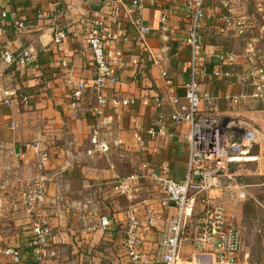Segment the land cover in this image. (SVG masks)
Listing matches in <instances>:
<instances>
[{
    "label": "crops",
    "instance_id": "crops-1",
    "mask_svg": "<svg viewBox=\"0 0 264 264\" xmlns=\"http://www.w3.org/2000/svg\"><path fill=\"white\" fill-rule=\"evenodd\" d=\"M184 4L185 0H141L139 12L133 0H0L1 169L16 170L18 161L27 156L29 162L37 159L56 167L50 173L46 199L52 236L42 259L37 261L31 246L33 225L21 228L22 221L17 218L7 227L3 212L0 264H14L6 253L9 248L19 251L23 264H164L161 241L174 208L162 206L165 195L148 174L167 166L169 176L181 180L189 168L185 139L189 124L171 118L170 103L173 96L184 100L191 75ZM3 12L5 16H1ZM139 16L150 29L144 37L134 23ZM229 20L223 1L206 0L198 65L207 73L199 76V82L201 93L212 96V101H205L201 109L214 108L228 120L237 118L264 131V97L257 96L253 87V57L249 49L237 47ZM91 29L103 36L109 62L119 77L117 84L103 86L101 93L108 100L104 105L98 103V94L92 89L96 66L87 41ZM58 30L66 32L60 42L55 41ZM6 50L14 54L27 51L29 61L9 65L2 58ZM230 52L235 54L234 60L221 62L218 55ZM63 60L75 69L72 80L88 86L77 107L71 106V85ZM10 89L19 96L11 97L7 104L4 92ZM127 98L133 101L122 104ZM111 99L120 102L113 105ZM157 120L164 132L151 135L149 130ZM253 143V147L257 145ZM101 144H107L108 150H101ZM8 157L12 166L6 162ZM82 159L86 161L80 170H73V163ZM121 160H125L126 170H120ZM75 173L80 178L77 200L72 197ZM132 174L140 175L141 180L134 182L136 198L131 202L116 184L122 175ZM210 195L229 216L240 219L239 202L223 187L211 189ZM0 201L3 207L13 202L6 197ZM74 204L88 208L97 204L101 213L90 217V210L88 216L77 219L67 210L56 211L59 206ZM131 205L143 222L140 237L145 260L140 262L131 260L124 248ZM102 217L110 220L105 229L100 225ZM150 217L155 220L152 225L147 224ZM194 223L181 246L179 264H221L211 251L195 250Z\"/></svg>",
    "mask_w": 264,
    "mask_h": 264
},
{
    "label": "built area",
    "instance_id": "built-area-1",
    "mask_svg": "<svg viewBox=\"0 0 264 264\" xmlns=\"http://www.w3.org/2000/svg\"><path fill=\"white\" fill-rule=\"evenodd\" d=\"M206 0H185V7L188 12V34L186 38L187 45L191 52V75L190 80L186 84V93L184 100L180 97L173 96L170 98L172 106L171 118L177 122H185L189 124V132L185 135V139L189 145V168L185 177L176 180L169 176L167 166H163L158 170H149V177L153 182L160 185L165 197L161 204L163 207L173 206L174 213L168 217L167 226L164 237L161 241L163 247L162 260L164 264H178L180 250L183 242L188 238V228L194 223L192 230V239L195 250L199 252L211 251L216 260L221 264H235L242 251V230L236 220L227 214L222 204L214 202V198L210 195V190L217 187H223L226 194L233 200L242 201L246 197V193L242 187L241 190L233 191L229 179L232 175L228 172V163L241 161L240 156L232 155L231 150L239 146L238 153H244L243 146H252L256 141V133L253 128L238 121L242 125V142H235L232 134L225 133V127H231L229 122L225 126L222 122V116L219 115L214 108L208 111L201 109L205 101L211 102L212 96L201 93L199 76L207 73L206 68H201L198 63L202 56L203 33L202 26L205 17ZM133 4L141 12V0H133ZM1 16H5L3 12ZM162 21H166V16L162 17ZM138 25L141 36L144 37L149 33L147 27L141 17H137L135 22ZM232 22L229 20V24ZM20 27L24 25L18 24ZM238 22L237 26L240 27ZM66 37V32L58 30L55 35V41L60 42ZM88 47L91 51L94 64L96 66V75L92 81V89L98 94V103L104 105L108 102L107 98L102 95L103 86L106 83L117 84L119 77L114 74L113 66L110 64L107 53L106 43L99 31L91 29L87 35ZM3 60L9 65H24L29 61V53L24 51L14 54L9 50L2 54ZM221 62H231L235 58L233 52L222 53L218 55ZM62 67L66 69L68 74L67 82L71 85V106L77 107L79 101L83 98L87 89V84L83 81L74 82L72 76L75 73L74 67L67 60L62 61ZM216 76L221 75L220 72L214 73ZM18 97V92L14 89L4 92V101L11 103V97ZM26 103L28 98L22 97ZM131 99L127 98L121 101L122 104H129ZM160 103V99H157ZM120 101L111 99L113 105H117ZM13 127H15L13 125ZM164 127L157 120L155 126L149 130L151 135L163 133ZM252 135V136H251ZM141 142V138H138ZM101 150L107 151V144H101ZM140 175L132 174L120 179L117 184L118 191L128 198L131 202L136 198L134 193V182L138 180ZM45 188L43 184H36L26 192V202L29 210H35L37 204L45 201ZM154 218L147 219V224H154ZM102 228L110 225L107 217L100 220ZM143 222L137 210L131 205L127 214L125 224L124 248L127 256L134 262L145 260V254L141 251L142 239L140 230ZM33 238L32 246L37 261L41 260L44 255V249L49 244L52 236V227L45 219L36 222L32 226ZM13 260L14 264H23L18 250L9 248L6 250Z\"/></svg>",
    "mask_w": 264,
    "mask_h": 264
},
{
    "label": "rangeland",
    "instance_id": "rangeland-1",
    "mask_svg": "<svg viewBox=\"0 0 264 264\" xmlns=\"http://www.w3.org/2000/svg\"><path fill=\"white\" fill-rule=\"evenodd\" d=\"M220 1H223L227 8L228 17L232 22L230 24L232 32L236 36L237 47L249 49V52L253 57V87H255L257 96L263 98L264 0ZM238 22L241 23L240 27L237 26ZM222 122L225 126H227L229 122H234L233 124L230 123V128L225 127L224 131L227 134H232V139L235 142L241 143L243 127L242 125H239L238 119L233 118L228 120V118L222 117ZM255 133L257 140L255 142H257V145L254 147L252 146L249 149L250 153H248L249 151H245L246 147L243 146L241 148L244 153L240 154L238 153L240 148L239 146H236L231 150L232 155H238L243 159L236 163H228V172L232 175L228 183L231 184L233 191L241 190V188L235 187V185H239L246 193V197L242 201H239V208L241 211L240 219H236L242 230L243 242L241 254L235 264H264V131L261 128H258V130H255ZM28 159L29 157L27 156V159L23 158L19 160V168L16 170H2L1 162L4 160L0 159V198L6 197L9 199V202L10 200L15 202H10L5 207L0 204V216H2L3 212H6L7 227L13 226L14 220L17 218L22 221L20 224L21 228L33 225L43 219L49 221L50 218L49 212L46 211V199L49 192L50 173L51 170L56 169V167H48V163L38 161L37 159H32L34 162H29ZM85 161L86 160L84 159L78 162L75 161L73 163V170H80V165H83ZM136 161L135 158V162ZM6 162H9L11 166L13 165L11 157H8ZM98 163L101 162L98 161ZM118 165L120 170H126L127 168L125 160L119 161ZM60 168L62 167L60 166ZM3 176L6 177L4 178L5 180L2 179ZM13 176H17L19 179H14L12 178ZM126 176L128 175H122L118 181ZM61 177L65 178L66 176H60V178ZM72 179V183L75 186V190L72 192V197L77 200L79 195L78 183L80 178L75 173V176H73ZM140 180L141 179H139V181ZM36 184L44 185L46 197L44 202L37 204L35 210L30 211L25 195L26 192ZM63 210H67L71 216H74L77 219L82 215H85V217L88 216L90 212V215H92L90 217L97 214L100 215L101 213V209L97 204L92 208L80 207L77 204L66 208L63 206L56 208V211L58 212ZM16 212L19 213L18 217L17 215H14ZM180 262L179 259L178 264Z\"/></svg>",
    "mask_w": 264,
    "mask_h": 264
},
{
    "label": "trees",
    "instance_id": "trees-1",
    "mask_svg": "<svg viewBox=\"0 0 264 264\" xmlns=\"http://www.w3.org/2000/svg\"><path fill=\"white\" fill-rule=\"evenodd\" d=\"M184 6H185V4H184ZM186 8V7H185ZM31 241V244H32V240H30ZM32 246V245H31ZM33 247V246H32Z\"/></svg>",
    "mask_w": 264,
    "mask_h": 264
}]
</instances>
